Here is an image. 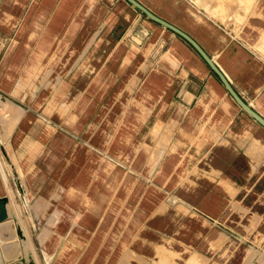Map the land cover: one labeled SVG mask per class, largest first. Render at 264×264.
Listing matches in <instances>:
<instances>
[{
  "label": "crops",
  "instance_id": "1",
  "mask_svg": "<svg viewBox=\"0 0 264 264\" xmlns=\"http://www.w3.org/2000/svg\"><path fill=\"white\" fill-rule=\"evenodd\" d=\"M139 1L158 16L164 12L170 17L168 21L194 37L240 96L264 117V56L258 48L264 36V0H252L249 7L238 10L239 16L246 18L238 32L234 30V23L228 29L210 12L222 10L220 0ZM144 15L128 0H0V61L13 34H40L36 47L52 49L49 63L59 66L57 70L62 73L57 76L59 82L53 88L55 92L50 95L48 105L53 107L54 100V104L62 105L63 112H74L80 97L94 90L91 84L97 80L114 84L121 80L127 63L121 59L116 64V54L119 49L133 47V34L148 25ZM165 53L168 55L162 64L152 67L137 87L138 99L130 102V126L118 133H124L122 138L128 151L129 147L136 148V157L141 152L137 159L140 171L134 170L132 164L126 166L130 170L120 180L93 232L92 244L96 248L93 257L98 253L103 255L102 250L117 239L118 227L128 222L146 182L147 186L157 189L152 196L166 192L176 199L169 210L171 215L165 214L167 217L180 216L179 205L188 210L182 213L183 221L168 235L174 240V250L162 246L164 250L158 252L162 264H173L171 257L183 258L182 255L188 256L184 258L185 264H202L197 252L184 253L185 248L196 245V249L211 232L212 238L219 233L234 235L231 224L239 236L246 237L250 231L254 236L258 230L253 225L261 218L260 230H264V125L234 100L219 76L183 37L173 40ZM223 58L233 60L238 72L227 69ZM250 80L253 82H248ZM0 102V143L5 144L7 154L12 157L18 174L16 179L28 199L29 189L24 188V184L31 166L29 162L35 155L29 146L43 134L48 138L50 132L45 126L35 135L40 122H34L33 114L25 112L13 118L18 127L10 141V111L2 110V104L6 103L1 99ZM142 102L144 107H140ZM45 109L44 121L58 117L53 108ZM136 135L144 148L134 144ZM39 145V142L35 144V148ZM129 154L126 152L125 160L119 163H134V156L129 159ZM4 168L10 175L11 169L0 153V194L11 190ZM110 168L113 163H105V169ZM80 180L77 177L72 185H67L71 196L80 195ZM4 196L9 197L8 193ZM84 198L89 202L88 196ZM41 200L39 198L37 204ZM70 208L77 214L78 210ZM64 215V210L56 208L49 228H44L50 232L45 247L48 241L61 238L60 229L66 223ZM149 218L146 222L152 220ZM78 226L79 222L73 217L72 230ZM109 227H113L114 237L110 235L107 239ZM204 245L198 252L206 256L208 244ZM44 252L50 256L47 250ZM86 252L84 257L92 251Z\"/></svg>",
  "mask_w": 264,
  "mask_h": 264
},
{
  "label": "rangeland",
  "instance_id": "2",
  "mask_svg": "<svg viewBox=\"0 0 264 264\" xmlns=\"http://www.w3.org/2000/svg\"><path fill=\"white\" fill-rule=\"evenodd\" d=\"M251 2L252 0H220L222 10L210 12L228 29L234 23V30L238 32L246 19L239 16L238 10L249 7ZM159 16L166 20L170 18L164 12ZM143 18L148 25L143 31L133 34V47L119 49L116 54V64L122 61L121 59L127 63L121 80L115 84L97 80L94 85L91 84V87L95 86V94L92 95L94 90H88L80 97L77 107H74L75 111L70 113L68 110L63 112L60 109L62 105L54 104V100L51 103L53 107L48 105L50 95L55 92L53 88L59 82L56 81L57 76L62 75L57 70L59 66L49 63V55L53 50L36 47L40 34L12 35L10 46L0 61V99L7 104H2V110L7 108L10 111L9 140L12 141L18 124L13 123V118L22 116L25 112L33 114L34 122H40L35 135L40 134L46 126L51 137L49 135L46 138L43 134L29 146L31 153H35L33 160L29 162L31 166L28 167L24 184V188L29 189V201L21 183L16 179L18 174L13 159L7 154L5 144L0 143L2 159L11 169L8 175L4 168L11 190H4L0 194L4 196L8 193L9 196V217L5 224L15 225L13 234L3 241L0 240V264H27L32 261L35 264H162L158 254L164 250L165 247L162 246L174 250V240L168 235L176 229L179 221H183L182 213L188 210L179 205L181 215L167 217L169 210H172L177 202L176 199L166 192H157L156 197L152 196L153 191L157 189L147 186L148 182L144 180V193L134 203L128 222L118 227L117 239L108 249L102 250L103 255L98 253L97 256H92L96 249L92 244L93 232L97 230L120 180L129 172L130 168L126 166L132 164L134 170L140 171V161L137 159H140L141 152L136 157V148L129 147L128 151L122 138L124 133H118L130 126L132 114L129 110L131 103L138 99L135 95V92L138 93L137 87L152 67L162 64L165 55H168L164 54L168 45L176 38H181L146 15ZM258 48L264 56V36ZM222 62L230 71L238 72V65H233V60L223 58ZM248 82L252 83L253 80ZM142 104L140 107H144L143 102ZM48 107L53 108V113L58 112V117L44 121L43 114ZM38 142L40 145L35 148ZM135 143L137 146L143 145L144 148V143L141 144L137 135ZM123 150L125 151L122 152ZM126 152L130 153L129 159L134 156V163H119L120 160H125ZM108 162L113 163V168L107 171L105 163ZM135 175L142 178L137 173ZM77 177L81 178L80 195L71 196L68 193L71 188L67 191L66 187L72 185V181ZM83 196H88L89 202H86ZM39 198L42 200L37 204ZM70 207L78 210L77 214L73 213ZM56 208L65 211L66 223L60 229L61 238L48 241L45 247L44 243L50 232L44 228H49V221ZM70 214H73L74 220L80 224L75 230H72L73 217L70 218ZM153 214L156 215L151 217ZM149 216L152 220L146 222ZM262 223L263 219L260 218L259 223L253 225L258 230L256 235L253 236V231H250V235L246 237L239 236L231 224L234 235L226 233L225 236L219 233L216 238H212L211 232L203 244L198 245L196 249V245L187 247L184 253L197 252L196 255L202 260V264H264V230H260ZM18 229L22 231L24 238L19 236ZM112 229L113 227L108 228L107 239L110 235L114 237ZM204 244H208L206 256L198 252ZM88 249L92 251L91 255L84 257L83 254L88 253ZM44 250L50 254L49 257L45 255ZM182 257L172 256L173 264H185L184 258L188 256Z\"/></svg>",
  "mask_w": 264,
  "mask_h": 264
},
{
  "label": "water",
  "instance_id": "3",
  "mask_svg": "<svg viewBox=\"0 0 264 264\" xmlns=\"http://www.w3.org/2000/svg\"><path fill=\"white\" fill-rule=\"evenodd\" d=\"M134 6L139 8L142 12H144L149 18L152 20L162 24L163 26L173 30L181 37H183L186 41H188L196 50L197 52L204 58V60L208 63V65L213 69V71L219 76L225 87L227 88L230 95L234 98V100L246 111H248L256 120H258L262 125H264V117L259 114L255 109H253L236 91L232 83L226 77L224 72L220 69V67L216 64L213 58L207 53V51L202 47V45L189 33L178 27L177 25L173 24L172 22L158 16L153 11H151L148 7H146L143 3L139 0H128ZM7 196H0V221L4 220L8 216L7 212ZM21 232V231H20ZM34 264V262H31Z\"/></svg>",
  "mask_w": 264,
  "mask_h": 264
},
{
  "label": "bare ground",
  "instance_id": "4",
  "mask_svg": "<svg viewBox=\"0 0 264 264\" xmlns=\"http://www.w3.org/2000/svg\"><path fill=\"white\" fill-rule=\"evenodd\" d=\"M2 169V168H1ZM3 171V170H2ZM5 175V174H4ZM5 179H7L5 177ZM8 203H9V199L7 201V206H8ZM7 212H8V208H7ZM9 217V212H8V216L7 218H5L4 220L0 221V240L3 241L4 238H6L8 235L10 237L11 234H13V231H14V227L15 225L14 224H5V222L7 221ZM21 230L18 229V234L20 237L24 238L23 235H22V231L20 232ZM7 234V235H6ZM33 262V261H32ZM27 264H31V263H27ZM35 264V263H34Z\"/></svg>",
  "mask_w": 264,
  "mask_h": 264
}]
</instances>
